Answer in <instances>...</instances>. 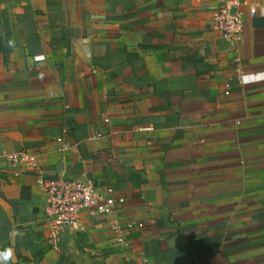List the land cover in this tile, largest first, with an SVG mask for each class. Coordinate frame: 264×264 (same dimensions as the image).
Segmentation results:
<instances>
[{
    "label": "crops",
    "instance_id": "crops-1",
    "mask_svg": "<svg viewBox=\"0 0 264 264\" xmlns=\"http://www.w3.org/2000/svg\"><path fill=\"white\" fill-rule=\"evenodd\" d=\"M239 1L236 44L217 0H0V151L35 155L0 158V264H264V0ZM52 178L122 199L118 231L81 212L52 249Z\"/></svg>",
    "mask_w": 264,
    "mask_h": 264
},
{
    "label": "built area",
    "instance_id": "built-area-1",
    "mask_svg": "<svg viewBox=\"0 0 264 264\" xmlns=\"http://www.w3.org/2000/svg\"><path fill=\"white\" fill-rule=\"evenodd\" d=\"M217 1V8L209 16V25L223 40L238 44L242 35L241 13L238 8L243 3L239 0ZM230 9L234 10L232 14ZM247 12L253 16L254 8L249 6ZM0 158L12 167H34L35 163V155L23 151H0ZM40 186L44 194L41 220L52 249H55L63 231L76 228L81 212L88 218H103L110 231H118L123 200L112 198L109 189L99 192L88 180L62 178L41 179Z\"/></svg>",
    "mask_w": 264,
    "mask_h": 264
},
{
    "label": "clouds",
    "instance_id": "clouds-1",
    "mask_svg": "<svg viewBox=\"0 0 264 264\" xmlns=\"http://www.w3.org/2000/svg\"><path fill=\"white\" fill-rule=\"evenodd\" d=\"M11 258V251L10 250H6L4 253H0V259H10Z\"/></svg>",
    "mask_w": 264,
    "mask_h": 264
},
{
    "label": "water",
    "instance_id": "water-1",
    "mask_svg": "<svg viewBox=\"0 0 264 264\" xmlns=\"http://www.w3.org/2000/svg\"><path fill=\"white\" fill-rule=\"evenodd\" d=\"M234 12V10L233 9H230V13L232 14Z\"/></svg>",
    "mask_w": 264,
    "mask_h": 264
}]
</instances>
